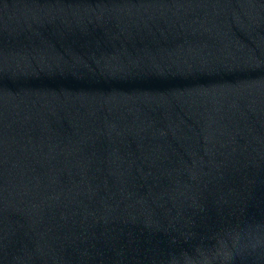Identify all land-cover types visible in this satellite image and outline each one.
Masks as SVG:
<instances>
[{
  "label": "water",
  "instance_id": "water-1",
  "mask_svg": "<svg viewBox=\"0 0 264 264\" xmlns=\"http://www.w3.org/2000/svg\"><path fill=\"white\" fill-rule=\"evenodd\" d=\"M0 264H264V0H0Z\"/></svg>",
  "mask_w": 264,
  "mask_h": 264
}]
</instances>
